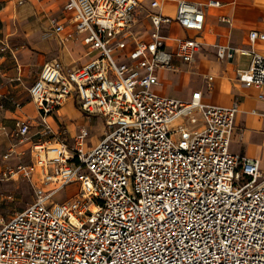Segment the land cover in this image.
<instances>
[{
	"label": "built area",
	"instance_id": "built-area-1",
	"mask_svg": "<svg viewBox=\"0 0 264 264\" xmlns=\"http://www.w3.org/2000/svg\"><path fill=\"white\" fill-rule=\"evenodd\" d=\"M161 1L149 0L148 38L136 28L140 0L65 1L72 33L85 34L96 56L73 68L48 60L29 88L40 121L34 162L7 165L2 176L31 180L33 194L0 218V264H264V171L230 149L237 104L205 105L200 91L177 99L154 90L158 70L174 69V57L190 62L203 46L187 36L167 49L165 26L199 33L205 22L195 2L171 0L170 16L156 11ZM57 21L54 32L63 30ZM249 39L264 33L251 31ZM235 51L218 46L216 55ZM238 51L251 55L239 80L264 86V56ZM70 96L103 123L90 148L85 128L68 144L66 128L55 131L49 121ZM28 132L27 122H15L20 140ZM73 184L72 197L53 200ZM13 199L0 192V203Z\"/></svg>",
	"mask_w": 264,
	"mask_h": 264
},
{
	"label": "crops",
	"instance_id": "crops-1",
	"mask_svg": "<svg viewBox=\"0 0 264 264\" xmlns=\"http://www.w3.org/2000/svg\"><path fill=\"white\" fill-rule=\"evenodd\" d=\"M65 1L0 0V162L4 167L27 159L34 162L32 143L40 126L29 88L39 77L42 65L58 58L66 68H73L96 56V52L83 42L85 34L72 33V12L65 11ZM140 1L142 13H148L149 1ZM190 1L199 4L204 11L203 30L197 33L174 22L168 24L163 30L167 36L166 46L173 49L174 38L187 36L197 37L203 46L190 62L174 57V69L158 70L159 84L154 90L177 99H188L193 92L200 91L201 102L205 105L236 103L238 110L230 149L235 154L257 160L264 171V98L261 97L264 86H246L237 72L247 69L251 62V55L241 54L239 49L253 50L264 56V40L249 39L251 31L264 33V0H218V5L208 4V0ZM175 10L176 1L166 0L161 1L156 11L173 16ZM52 19L63 24L62 31H53ZM150 27L149 20L146 36L139 31L142 37L148 38ZM218 46L236 51L231 58L219 59ZM64 107L70 115L64 113ZM95 117L83 114L74 96H70L49 121L55 131L66 128V141L70 144L74 135ZM19 119L29 124V132L21 140L15 135V122ZM71 122L80 126L75 133L71 130ZM4 155L8 156L4 158Z\"/></svg>",
	"mask_w": 264,
	"mask_h": 264
},
{
	"label": "rangeland",
	"instance_id": "rangeland-1",
	"mask_svg": "<svg viewBox=\"0 0 264 264\" xmlns=\"http://www.w3.org/2000/svg\"><path fill=\"white\" fill-rule=\"evenodd\" d=\"M149 0H145V2H148ZM143 5V4H142ZM142 9H139V15H138V22L136 24V28L138 31L142 32L143 35L146 36V30L149 28V18L147 17V12L142 13ZM145 30V31H144ZM177 96V95H175ZM65 114L70 115V112L66 110L64 107ZM64 117V116H63ZM64 119L68 120L66 117ZM39 121V119H38ZM70 121V120H68ZM72 121V120H71ZM40 122V121H39ZM71 130L75 133L78 131L80 126H78V123L71 122ZM87 132L88 136L85 138V146L87 148H90L94 146L96 141H98L103 133V123L99 117H95L94 120L90 121L88 125L83 126ZM15 137V136H14ZM72 144V140L70 142ZM23 163H26L28 165H32L31 159H27L26 161H22ZM12 163V162H9ZM14 163V162H13ZM0 192H7L11 193L14 197L12 201H6L3 203H0V218H6L9 216L13 211L20 210L25 207L27 203L31 201L32 198V181L24 179L22 177H14V178H4L2 176V163L0 162ZM4 167V166H3ZM77 191L76 185H69L62 189L60 192H58L54 197L53 200L56 202H61L63 200H66L70 197H72Z\"/></svg>",
	"mask_w": 264,
	"mask_h": 264
}]
</instances>
